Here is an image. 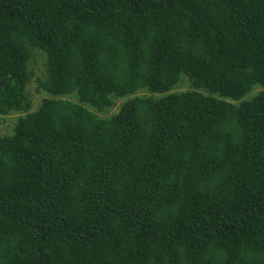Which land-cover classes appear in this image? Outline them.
<instances>
[{"label": "trees", "instance_id": "obj_1", "mask_svg": "<svg viewBox=\"0 0 264 264\" xmlns=\"http://www.w3.org/2000/svg\"><path fill=\"white\" fill-rule=\"evenodd\" d=\"M15 113L0 264H264V0H0Z\"/></svg>", "mask_w": 264, "mask_h": 264}, {"label": "rangeland", "instance_id": "obj_2", "mask_svg": "<svg viewBox=\"0 0 264 264\" xmlns=\"http://www.w3.org/2000/svg\"><path fill=\"white\" fill-rule=\"evenodd\" d=\"M34 54H35V58L31 65V70L33 71V77L27 88L28 95L32 100V105H33L32 111L37 110L42 100L48 97V95L39 88V80L43 81L46 76V56L42 51H38V50H35ZM187 89H189V86L187 85V82H184L175 91L179 92V91H185ZM143 94L148 96L147 93H143ZM123 101L124 100H117L115 106L112 107V109L108 113L106 114L98 113V114L100 116H104V115L111 116L117 114L122 106ZM91 110L94 111L93 109ZM19 116L21 115L15 113L7 117L0 118V134L1 135L10 134Z\"/></svg>", "mask_w": 264, "mask_h": 264}]
</instances>
